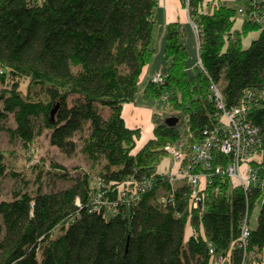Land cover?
I'll use <instances>...</instances> for the list:
<instances>
[{"label":"trees","instance_id":"trees-1","mask_svg":"<svg viewBox=\"0 0 264 264\" xmlns=\"http://www.w3.org/2000/svg\"><path fill=\"white\" fill-rule=\"evenodd\" d=\"M157 1L0 0V121L8 115L13 120L12 127L0 129L24 144L46 130L49 144L63 152L76 149L72 136L78 132L80 150L99 166L96 178L84 173L64 187L45 191L38 184L0 200V264H211L215 255L226 254L230 264H238L243 251L235 241L257 204L246 248L262 256L264 26L248 16L234 26L236 13H250L249 8L236 11L220 3L201 9L202 0H188L199 30L201 67L196 63L197 73L187 74L186 47L176 23H168L165 80L159 87L148 77L141 94L166 92L183 111L172 112L177 118L172 125L165 123L167 115L155 118L152 137L135 148L140 129L125 124L122 109L133 101L152 56ZM257 4L262 13L264 2ZM249 32L256 36L242 46ZM210 83L219 87L226 107L249 105L247 115L261 136L250 164L263 182L243 189L215 174L192 207L191 185L170 183L156 167L166 144L182 136L186 145L194 143L214 122ZM229 159L214 153L212 164ZM106 208L112 212L108 217Z\"/></svg>","mask_w":264,"mask_h":264},{"label":"rangeland","instance_id":"rangeland-1","mask_svg":"<svg viewBox=\"0 0 264 264\" xmlns=\"http://www.w3.org/2000/svg\"><path fill=\"white\" fill-rule=\"evenodd\" d=\"M177 1L183 9H181V7L177 10L173 9V4H177ZM177 1L158 0L156 3L155 23L151 29L150 44L153 48V52L148 64L155 69L154 73H156V71H164L166 68L167 60L163 57L162 49L165 43L164 30L167 25L168 13L171 12V9L178 18V21L175 20L176 28L181 34L179 40L183 41L186 45L187 56L185 65L187 74L191 76L195 75L198 70L196 63L199 48L197 46V37L195 33V27L198 30V26L197 23L193 22L191 17H189V14L185 13L187 10L181 0ZM240 5H236V7H239L235 8L236 11L242 9L243 2ZM187 14L188 18L186 17ZM243 15L244 14L239 12L236 13L235 27L240 24L238 21L240 22ZM255 36L256 32H249L242 36L241 45L247 46L249 41ZM148 79L149 78L145 79V77L138 79V89L134 95L133 101L123 105L122 109V116L125 119V124L129 127H139L140 129V135L136 140L135 148L139 147L147 138L152 137L153 120L155 118H162L164 115H167V117H174L172 115L175 114H172V112L183 111V107L177 106L176 104L172 105L173 100L171 95H169L168 101V94L166 92H163L159 97H143L141 89ZM24 84L25 82L21 81V89L24 88ZM2 87L3 85L0 84V88ZM104 108L106 110L102 109L101 112L102 115L105 116L107 114V107ZM0 122L4 127L13 126V120L10 115ZM72 139L76 144V149L73 152H63L57 147L49 144L46 130H42L30 143L24 144L16 136H10L4 128H1L0 153L2 154L3 163L5 164V174L0 176V200L9 199L13 190L26 189L27 191H33L38 184L41 186V190L45 191L51 188L64 187L71 182L72 178L75 176H82L84 173H87L91 178H96L99 166L96 163L93 164L92 160L80 150L82 144L80 133H75ZM199 141L200 140H196L195 142L198 143ZM179 142L183 143L180 148L183 147V150H185L186 146V150H188L186 145L188 141L185 136H182ZM175 143V141L170 142L171 145ZM164 152V155L162 157L160 156L157 161V170L162 171L163 169L165 174H173L174 177L181 176L180 163L175 159L174 154L167 153L166 151ZM242 167L243 165L239 166V169ZM234 169L236 168L234 167ZM38 170L43 172L40 178L36 177ZM256 171L257 170H255V172ZM58 172H65L66 174L64 176H59ZM258 207L259 204L254 206L250 212L249 223L251 226L255 225ZM111 214V210L106 208L104 216L108 217ZM188 230L187 228L186 231Z\"/></svg>","mask_w":264,"mask_h":264},{"label":"built area","instance_id":"built-area-1","mask_svg":"<svg viewBox=\"0 0 264 264\" xmlns=\"http://www.w3.org/2000/svg\"><path fill=\"white\" fill-rule=\"evenodd\" d=\"M244 9L249 8L251 12L245 11L244 16H248L256 20L264 26V8L262 13L256 9L257 1L264 0H245ZM185 8L188 13V0H184ZM220 3L217 1L216 5ZM242 7V9H243ZM197 37V46L199 30L195 27ZM197 65L201 67L200 59L197 52ZM1 72V69H0ZM151 80L160 85L165 80V74L157 71L151 76ZM208 99L215 106L214 122L211 126L202 130V138L200 141L187 145V149L183 150L180 146L182 142L177 141L174 145L166 144L163 150L167 153L174 154L175 159L180 163L182 173L181 176L174 177L173 174L162 175L172 184L180 181H185L191 185L189 205L196 207L199 205L203 196V188L210 183V177L218 175L221 179L227 178L229 183L239 185L246 189L255 185L260 181V177L255 172L254 167L250 164L257 155L261 143L259 128L255 125L247 115L249 105L241 102L235 106L226 107L219 87L214 84H209ZM179 150V151H178ZM214 153L226 154L230 159L225 164H212ZM243 165L241 169L239 166ZM234 167L236 169H234ZM263 182L262 180L260 181ZM149 185V180L141 183V190ZM131 191V190H130ZM125 191L121 192V195ZM132 194L134 192L132 191ZM250 213L242 221L240 232L235 241L236 247L243 251L242 259L238 264H264V251L262 256H255L253 252L247 251L248 235L252 226L250 225ZM211 264H230L228 254L226 256L215 255Z\"/></svg>","mask_w":264,"mask_h":264},{"label":"crops","instance_id":"crops-1","mask_svg":"<svg viewBox=\"0 0 264 264\" xmlns=\"http://www.w3.org/2000/svg\"><path fill=\"white\" fill-rule=\"evenodd\" d=\"M177 1V0H176ZM214 1H218L219 3H223V4H226L230 7H233V8H239L238 6L236 7V5H240L242 4V0L239 1V0H202L201 2V5H200V8L201 9H205L206 6H208L209 3H214ZM165 2V1H164ZM241 6V5H240ZM179 7L182 8V6L179 4V2L177 1V4H173V9H178ZM170 13H168V17H167V24L168 23H172V22H175V20L178 21V18L174 15V12H172L173 10L170 9ZM180 11V10H179ZM187 13V12H185ZM154 14L156 15V13L154 12ZM186 17L188 18V14L186 15ZM239 26V25H238ZM181 35V34H180ZM183 42V41H182ZM184 43V42H183ZM185 45V43H184ZM186 46V45H185ZM151 65H149L148 63L145 64L143 67H142V70H141V73L139 75V78H148V77H151L153 75V73L155 72V69L153 67H151ZM157 72V71H156ZM125 105V104H124ZM125 120V119H124ZM158 173H162L164 172L163 169L162 171L160 170H157Z\"/></svg>","mask_w":264,"mask_h":264},{"label":"water","instance_id":"water-1","mask_svg":"<svg viewBox=\"0 0 264 264\" xmlns=\"http://www.w3.org/2000/svg\"><path fill=\"white\" fill-rule=\"evenodd\" d=\"M57 107H58V103H55V105L50 110V118H51V120L53 119V116H54V113H55ZM176 121H177V118L176 117H171L170 116V117L165 118V123L168 124V125L169 124L172 125Z\"/></svg>","mask_w":264,"mask_h":264},{"label":"bare ground","instance_id":"bare-ground-1","mask_svg":"<svg viewBox=\"0 0 264 264\" xmlns=\"http://www.w3.org/2000/svg\"><path fill=\"white\" fill-rule=\"evenodd\" d=\"M216 2H217V1H214V3H209L208 6H206L205 9H210V8H213V7L217 6V5H216Z\"/></svg>","mask_w":264,"mask_h":264}]
</instances>
